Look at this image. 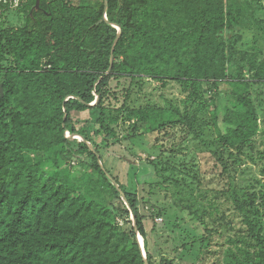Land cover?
I'll return each instance as SVG.
<instances>
[{
    "label": "trees",
    "instance_id": "16d2710c",
    "mask_svg": "<svg viewBox=\"0 0 264 264\" xmlns=\"http://www.w3.org/2000/svg\"><path fill=\"white\" fill-rule=\"evenodd\" d=\"M89 1L41 0L37 8L25 0L17 12L0 15V264H146L138 234L149 264H177L166 254L157 261L149 243V229L163 216L150 209L152 184L147 194L144 187L127 191L106 164L104 150L122 142L111 85L119 75L172 76L190 98L210 92L218 128L215 95L226 84L232 96L222 108L228 128H219L221 146L242 149L258 132L246 70L264 81V0H109L108 19L123 31L112 68L118 29L103 20L104 0ZM93 110L98 117L89 131L73 112ZM75 159L96 172L94 186L112 192L109 208L74 195L59 162ZM49 161L55 168L44 167ZM205 229L183 248L201 243L211 254L219 229ZM239 231L214 253L224 264H264L260 228L245 216Z\"/></svg>",
    "mask_w": 264,
    "mask_h": 264
},
{
    "label": "rangeland",
    "instance_id": "374dc122",
    "mask_svg": "<svg viewBox=\"0 0 264 264\" xmlns=\"http://www.w3.org/2000/svg\"><path fill=\"white\" fill-rule=\"evenodd\" d=\"M246 76L251 81L259 124L252 141L239 150L221 146L220 135L228 128L222 120V108L232 96L226 84L215 95L222 132L212 123L210 92L190 98V90L172 76L134 71L119 75L111 84L114 102L121 109L117 126L122 142L104 150L106 164L127 191L142 192L144 187L147 194L152 184L150 209L163 213L155 219L156 229H149V243L157 261L160 254H166L177 264H224L222 253L217 252L229 246L230 236L240 233L245 216L264 235V81L252 79L249 70ZM73 117L93 131L98 111L86 116L75 111ZM59 164L75 188L74 195L81 192L90 201L111 206L107 204L114 200L112 192L94 186L91 179L96 178V172L92 167L81 165L77 159ZM44 167L55 168L52 161ZM111 214L123 230L128 228V222L117 218L116 212ZM207 225L219 229L210 245L213 252L205 253L201 243L191 252L184 249L185 242L206 235Z\"/></svg>",
    "mask_w": 264,
    "mask_h": 264
},
{
    "label": "water",
    "instance_id": "95a60500",
    "mask_svg": "<svg viewBox=\"0 0 264 264\" xmlns=\"http://www.w3.org/2000/svg\"><path fill=\"white\" fill-rule=\"evenodd\" d=\"M104 1H105V8H104L103 20L106 21L107 23L111 24L113 27H115V28L118 29V34H117L116 39L114 40V43H113V45H112V50H111V61H110V62H111V66H110V68H112V66H113V64H114V51H115V47H116V45H117V43H118L120 37L122 36V32H123V31H122V28H121L120 25H118V24H116V23H114V22H111V21L108 19L107 12H108V9H109V0H104ZM40 3H41V0H36V7H37V8H40ZM97 100H98V97H97ZM97 100H96L93 104H96ZM78 137H79V136H77L76 138H78ZM80 137H81L82 139H79V141H84V140H85L83 136L80 135ZM88 144L90 145V147H92L93 150H95V149L93 148V145H92L91 143L88 142ZM100 163H101V161H100ZM109 177L112 179L114 185L118 187L117 181H116L111 175H110ZM121 193L123 194L124 197H126V195H125V193H124L123 191H121ZM133 220H134V223H135V225H136V222H135V216H133ZM140 236H141V235H140ZM138 241H139V243H140V247H141L142 252H143V255H144V260H145L146 264H149V262H148V260H147V254H146V251H145V249H144V239H143V242H141V239H140V237L138 236Z\"/></svg>",
    "mask_w": 264,
    "mask_h": 264
},
{
    "label": "built area",
    "instance_id": "2783aa9c",
    "mask_svg": "<svg viewBox=\"0 0 264 264\" xmlns=\"http://www.w3.org/2000/svg\"><path fill=\"white\" fill-rule=\"evenodd\" d=\"M24 2L25 0H0V15L17 12Z\"/></svg>",
    "mask_w": 264,
    "mask_h": 264
},
{
    "label": "bare ground",
    "instance_id": "6f19581e",
    "mask_svg": "<svg viewBox=\"0 0 264 264\" xmlns=\"http://www.w3.org/2000/svg\"><path fill=\"white\" fill-rule=\"evenodd\" d=\"M80 139H82V138H80ZM140 239H141V241L143 242V237H142V236H140Z\"/></svg>",
    "mask_w": 264,
    "mask_h": 264
},
{
    "label": "clouds",
    "instance_id": "9594fccd",
    "mask_svg": "<svg viewBox=\"0 0 264 264\" xmlns=\"http://www.w3.org/2000/svg\"><path fill=\"white\" fill-rule=\"evenodd\" d=\"M144 239V238H143Z\"/></svg>",
    "mask_w": 264,
    "mask_h": 264
}]
</instances>
